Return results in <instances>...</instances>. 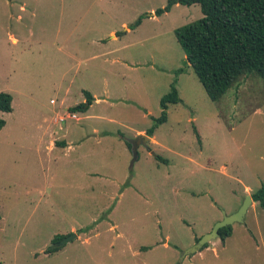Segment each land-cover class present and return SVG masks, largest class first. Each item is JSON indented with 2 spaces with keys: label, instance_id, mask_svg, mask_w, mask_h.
Wrapping results in <instances>:
<instances>
[{
  "label": "rangeland",
  "instance_id": "rangeland-1",
  "mask_svg": "<svg viewBox=\"0 0 264 264\" xmlns=\"http://www.w3.org/2000/svg\"><path fill=\"white\" fill-rule=\"evenodd\" d=\"M168 1L0 0V264H264L259 202L182 259L264 185V80L209 98L176 33L201 7Z\"/></svg>",
  "mask_w": 264,
  "mask_h": 264
},
{
  "label": "trees",
  "instance_id": "trees-1",
  "mask_svg": "<svg viewBox=\"0 0 264 264\" xmlns=\"http://www.w3.org/2000/svg\"><path fill=\"white\" fill-rule=\"evenodd\" d=\"M177 4H199L201 7L203 17L179 28L176 33L209 98L220 100L242 76L249 73H256L264 80V0H169L165 7L156 10V14L162 15ZM86 94L87 101L72 107V112L89 108L94 97L90 92ZM180 100L178 88L173 85L171 91L161 98L163 110L157 124L167 121L169 105ZM12 102L11 93L0 92V110L12 111ZM5 124V120L0 118V128ZM153 132L154 128L147 133L152 136ZM128 145L131 147L130 143ZM251 196L264 209V185ZM232 234L233 225L220 229L222 241ZM65 236H55L47 253L60 250L62 246L55 243Z\"/></svg>",
  "mask_w": 264,
  "mask_h": 264
},
{
  "label": "water",
  "instance_id": "water-1",
  "mask_svg": "<svg viewBox=\"0 0 264 264\" xmlns=\"http://www.w3.org/2000/svg\"><path fill=\"white\" fill-rule=\"evenodd\" d=\"M147 140H151V137L145 134H140L137 138L134 139H127L132 145V150L134 154L132 165L134 164L135 160L138 158V147L141 144L146 145ZM254 201L252 196L249 194L246 196L245 202L242 204V206L234 213L225 215L224 218L218 222L215 223L211 231L206 233L205 235L201 236L198 241L192 245L190 248L186 249L182 254V259L186 257L187 255L194 254L204 248L206 244H209L213 240L220 238V229L232 225L236 222L243 223L245 221V217L247 215V212ZM77 234L71 233L67 236H65L62 240L56 242V246L60 247L65 245L66 243L74 240L76 238Z\"/></svg>",
  "mask_w": 264,
  "mask_h": 264
},
{
  "label": "crops",
  "instance_id": "crops-1",
  "mask_svg": "<svg viewBox=\"0 0 264 264\" xmlns=\"http://www.w3.org/2000/svg\"><path fill=\"white\" fill-rule=\"evenodd\" d=\"M177 5H179V4H177ZM177 5H175V6H177ZM126 29L127 30H129V28L128 27H126ZM117 37V35L115 34V33H113V38H116ZM14 40H16V39H14ZM94 97V96H93ZM95 99V98H94ZM53 100V99H52ZM51 100V101H52ZM97 100H99V99H97ZM67 109V108H66ZM57 118V117H56ZM146 132H148V131H146ZM71 132H70V130L68 129L67 130V132L66 133H63V137H65V138H67L68 136H69V134H70ZM145 132L144 131H141V134H144ZM148 134V133H147ZM146 135V134H145ZM153 136V135H152ZM152 136H150L151 137V141H153V142H155L156 140H155V138L154 137H152ZM73 143V139H70L69 141H67V143H66V147H68V148H71V144ZM248 188V187H247Z\"/></svg>",
  "mask_w": 264,
  "mask_h": 264
},
{
  "label": "built area",
  "instance_id": "built-area-1",
  "mask_svg": "<svg viewBox=\"0 0 264 264\" xmlns=\"http://www.w3.org/2000/svg\"><path fill=\"white\" fill-rule=\"evenodd\" d=\"M52 102H54V100H52ZM69 117H71V118L75 117L76 118V115L75 114L69 115ZM64 119H65V117L63 116L60 121H63ZM56 121L59 123L58 118H56Z\"/></svg>",
  "mask_w": 264,
  "mask_h": 264
}]
</instances>
